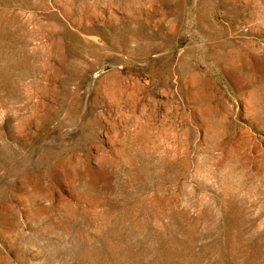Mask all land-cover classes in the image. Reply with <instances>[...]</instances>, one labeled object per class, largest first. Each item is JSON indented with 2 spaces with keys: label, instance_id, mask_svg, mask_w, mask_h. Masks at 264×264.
<instances>
[{
  "label": "rangeland",
  "instance_id": "obj_1",
  "mask_svg": "<svg viewBox=\"0 0 264 264\" xmlns=\"http://www.w3.org/2000/svg\"><path fill=\"white\" fill-rule=\"evenodd\" d=\"M0 264H264V0H0Z\"/></svg>",
  "mask_w": 264,
  "mask_h": 264
}]
</instances>
